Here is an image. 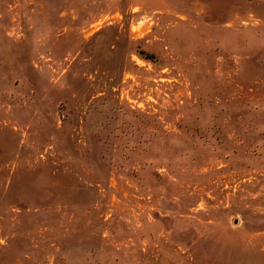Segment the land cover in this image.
Segmentation results:
<instances>
[{
  "label": "rangeland",
  "instance_id": "rangeland-1",
  "mask_svg": "<svg viewBox=\"0 0 264 264\" xmlns=\"http://www.w3.org/2000/svg\"><path fill=\"white\" fill-rule=\"evenodd\" d=\"M0 264H264V0H0Z\"/></svg>",
  "mask_w": 264,
  "mask_h": 264
}]
</instances>
